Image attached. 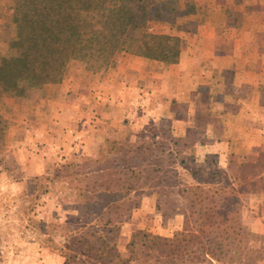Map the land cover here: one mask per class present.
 I'll return each mask as SVG.
<instances>
[{"label": "rangeland", "instance_id": "rangeland-1", "mask_svg": "<svg viewBox=\"0 0 264 264\" xmlns=\"http://www.w3.org/2000/svg\"><path fill=\"white\" fill-rule=\"evenodd\" d=\"M172 3L180 16L173 21H152L148 31L184 41L178 64L165 65L125 52L117 53L109 68L89 70L72 61L61 82L22 97H2L0 264H83L82 257L67 263L65 245L67 235L80 229L84 221L77 189L89 182L93 185L98 177L87 180L76 174L94 171L96 166L84 160L96 159L103 147V160H110L102 165L114 174L100 179L99 184H111L115 190L119 187L115 179L123 177L116 173L133 167L136 175L122 182L141 189L132 194L139 207L123 213L121 219L117 242L124 259L129 257L128 245L137 231L172 237L184 227V214L192 199L189 189L201 186L239 195L242 207L238 222L222 237L227 239L223 250L229 257L221 263L208 258L194 264H264V233H253L245 225L253 217L251 201L264 204V0ZM28 12L29 0H0V72L8 70L11 59L22 53L19 43L31 26L25 19ZM205 59L216 62L207 64ZM179 64L193 72H206L204 79L193 80L194 84L202 82L203 94L197 102L201 108L216 110L217 118L223 108H244L249 123H255L249 131L256 147L245 157L252 144L232 148L238 156L234 166L240 158L248 160L237 171L224 167L215 154L206 155L199 166L196 158L201 161L204 153L197 137L207 128L203 126L207 110L194 117L188 93L180 96L185 100H176L173 90L178 85L174 78ZM122 65L146 71L147 80L143 92L118 107L114 101L122 96L119 86L113 87L114 97L104 89L115 82L114 71ZM214 66L220 70L216 80L211 73ZM188 83L182 78L180 91H187ZM233 89L243 91L234 95L240 104L224 101ZM212 91L213 103L208 96ZM147 93L149 104L143 98ZM87 121L91 129L83 128ZM85 136L92 139L84 141ZM107 140L122 144L119 157L130 151L132 163L113 160ZM108 198L104 196L103 203ZM261 209L264 211V205Z\"/></svg>", "mask_w": 264, "mask_h": 264}, {"label": "trees", "instance_id": "trees-1", "mask_svg": "<svg viewBox=\"0 0 264 264\" xmlns=\"http://www.w3.org/2000/svg\"><path fill=\"white\" fill-rule=\"evenodd\" d=\"M179 16L172 0H29L25 19L31 26L19 43L21 55L11 59L8 70L0 72V102L5 95L22 97L61 82L72 61L89 66V70L109 68L115 64L117 53L125 52L165 65L178 64L184 41L150 33L148 24ZM2 128L0 115V148ZM106 144L113 160L132 163L130 151L118 156L124 150L119 141L107 140ZM104 149L96 159L84 160L96 166L94 171L76 174L98 180L77 189L83 200L78 207L84 221L80 229L67 235V263L82 257L83 264H194L208 258L221 263L229 257L223 250L227 239L222 237L238 222L240 196L196 186L189 189L192 199L189 212L184 214L185 226L172 237L137 231L128 245L129 257L124 259L118 248V232L121 219L139 207L132 194L140 188L122 182L136 175L133 167L116 173L123 177L115 179L119 185L115 190L111 184H99L100 179L114 174L102 165L110 160H103ZM104 196L109 197L105 203Z\"/></svg>", "mask_w": 264, "mask_h": 264}, {"label": "crops", "instance_id": "crops-1", "mask_svg": "<svg viewBox=\"0 0 264 264\" xmlns=\"http://www.w3.org/2000/svg\"><path fill=\"white\" fill-rule=\"evenodd\" d=\"M217 58V57H215ZM229 59V60H228ZM226 60H228L227 62L229 64H231V60L230 58H226ZM205 62H207V64H212L215 63V61H212L211 59H209L207 61V59H205ZM218 63V62H217ZM179 66V73L177 75V77L174 78V81H177L178 85L176 84V88H174L173 92L175 93V98L176 100H185L183 98H180V96H182L183 94H187V96H189L190 102H191V108H193V112H195L194 117L197 116L198 113L204 112L205 110H207L206 114V120L207 123H204L203 126H207V128H205V130L203 131V133H198V142L201 144V149L202 152L204 153L203 157L201 156V161L200 159H197V162L200 163L199 166L202 165L203 163V158L206 157V155L208 154H215L219 155L217 158L219 159V161L221 162V164L224 165V167H231L230 171H237L238 167L245 161L248 162V160L244 159V158H240L239 161H237V163H235L234 166V160H236V158H238V156L236 155L237 153L232 149L235 144L236 145H241V146H249L250 144H252L250 147H247L246 149V153L242 156L245 157L253 148H255V142L252 139V130L249 131V129H252L255 126V123L251 122V124L249 123V112L246 111L247 109H234V110H225L223 108V111H220L221 116L219 118L214 116V112L216 110H210L208 108H201L200 105L197 104L198 99H200V96L203 94V92L201 91L202 87L199 85L202 82H196V84H194L195 82L193 81L195 78L198 80H202L204 79L203 75L206 73L204 71V69H199L196 72H193L192 70L183 67L182 65L180 66L177 65L176 67ZM214 68V69H213ZM212 69V75L215 76L214 80H216V78H218L219 74H220V70L217 71V69L215 68V66ZM215 74H218L215 75ZM117 76L115 82L111 81V85L108 86L106 89L104 90H110L107 93L110 95H113L114 97V92L113 91V87L115 86H119V90H121V94L122 96H120L119 100L114 101V103H116V105L118 107L127 104L128 101L134 100L131 99L130 97L132 96H138L140 94V92H143V89L145 87L146 84V77H147V73L146 71H141L138 69H136L135 66L129 67L127 66L126 68L122 65L119 66L117 68V70L114 71V76ZM132 76H137L135 79H131L130 77ZM183 79H188L189 83L187 88V91H185V88L183 90V88L181 89L182 91H180V80ZM213 78V77H212ZM215 90V86L212 87ZM97 90V89H96ZM240 91V90H239ZM238 89H233L231 91L232 96H228L227 93L225 95H227L224 99V101L231 103L235 102V103H239L241 102V100H238L237 97H234V95H238L241 92H239ZM146 93V92H144ZM215 93L212 91V93H209V100L215 101V97H212V94ZM112 97V98H113ZM143 98L145 99L144 102L147 104H149V94H144ZM174 98V97H173ZM124 100L123 103H121V101ZM101 100H99L100 102ZM97 102L99 105L100 103ZM105 102V101H103ZM119 103V104H118ZM213 103V102H212ZM216 103H219V101H217ZM103 103H101L102 105ZM97 111H98V107ZM200 116V114H199ZM202 116V115H201ZM233 120L234 125L231 126V121ZM192 125L193 128H195V125L193 123H189L188 126ZM202 126V127H203ZM89 127V128H88ZM83 128H88L91 129L90 127V123L87 121L85 122V124L83 125ZM246 130V131H244ZM261 136V134H259ZM92 138L89 136H85L83 138L84 141H88L91 140ZM254 144V145H253ZM89 145V143H88ZM205 145V146H203ZM199 148V149H200ZM199 151V150H198ZM90 156H94L92 154H90ZM209 156V155H208ZM200 157V156H198ZM235 168V169H234ZM252 203L249 205L251 207V214H253V217L251 218V220L249 222H246L245 225L249 226V228H251V231L253 233H264V211L261 209L262 206L264 205L262 202L261 203H256L255 201H251ZM260 202V201H258Z\"/></svg>", "mask_w": 264, "mask_h": 264}]
</instances>
